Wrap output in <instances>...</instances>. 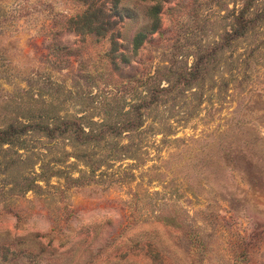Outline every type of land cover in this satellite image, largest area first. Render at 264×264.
Segmentation results:
<instances>
[{
	"label": "rangeland",
	"instance_id": "rangeland-1",
	"mask_svg": "<svg viewBox=\"0 0 264 264\" xmlns=\"http://www.w3.org/2000/svg\"><path fill=\"white\" fill-rule=\"evenodd\" d=\"M11 122L0 264H264V0H0Z\"/></svg>",
	"mask_w": 264,
	"mask_h": 264
},
{
	"label": "trees",
	"instance_id": "trees-1",
	"mask_svg": "<svg viewBox=\"0 0 264 264\" xmlns=\"http://www.w3.org/2000/svg\"><path fill=\"white\" fill-rule=\"evenodd\" d=\"M250 22V20H246L245 23L243 24V28H246L248 23ZM140 108V105L137 106L138 111ZM134 121H130L129 123H132ZM73 122H71L72 124ZM137 124V123H136ZM62 125H64V127L62 128ZM62 125H57L53 128H47L49 132L52 133L53 135H56L57 132L59 133H64L69 131L70 129H72V127L74 125L70 126L69 122H63ZM139 125V122H138ZM32 124H18V123H14L11 122L6 126L0 127V144H7V143H12L14 142L16 139L19 138V135H23L25 133H27V131L31 130ZM124 129V127H122L120 129V131Z\"/></svg>",
	"mask_w": 264,
	"mask_h": 264
}]
</instances>
